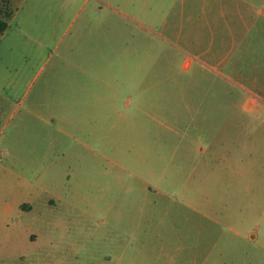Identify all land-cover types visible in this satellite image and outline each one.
<instances>
[{
    "label": "rangeland",
    "instance_id": "1",
    "mask_svg": "<svg viewBox=\"0 0 264 264\" xmlns=\"http://www.w3.org/2000/svg\"><path fill=\"white\" fill-rule=\"evenodd\" d=\"M212 2L0 0V264H264V14Z\"/></svg>",
    "mask_w": 264,
    "mask_h": 264
},
{
    "label": "crops",
    "instance_id": "2",
    "mask_svg": "<svg viewBox=\"0 0 264 264\" xmlns=\"http://www.w3.org/2000/svg\"><path fill=\"white\" fill-rule=\"evenodd\" d=\"M255 2L256 0H213L210 3L212 13L205 17L207 32H220L216 31L214 27L217 25V17H220L225 22V16L229 15L230 19H237L241 24L246 25L247 20H249L250 15H253V13L255 16L264 14V7H256ZM211 22L214 23L211 24ZM225 26L227 29L229 28L228 32H231L230 24H225ZM186 60L190 61L189 59Z\"/></svg>",
    "mask_w": 264,
    "mask_h": 264
},
{
    "label": "trees",
    "instance_id": "3",
    "mask_svg": "<svg viewBox=\"0 0 264 264\" xmlns=\"http://www.w3.org/2000/svg\"><path fill=\"white\" fill-rule=\"evenodd\" d=\"M7 27V22L0 19V33L3 32Z\"/></svg>",
    "mask_w": 264,
    "mask_h": 264
}]
</instances>
